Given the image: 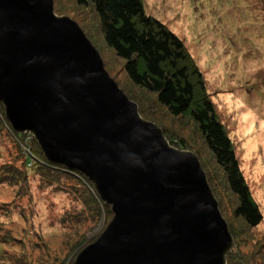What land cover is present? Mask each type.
<instances>
[{
  "label": "water",
  "instance_id": "water-1",
  "mask_svg": "<svg viewBox=\"0 0 264 264\" xmlns=\"http://www.w3.org/2000/svg\"><path fill=\"white\" fill-rule=\"evenodd\" d=\"M53 0H0V103L112 219L72 264H226L227 224L196 156L171 147Z\"/></svg>",
  "mask_w": 264,
  "mask_h": 264
},
{
  "label": "rangeland",
  "instance_id": "rangeland-1",
  "mask_svg": "<svg viewBox=\"0 0 264 264\" xmlns=\"http://www.w3.org/2000/svg\"><path fill=\"white\" fill-rule=\"evenodd\" d=\"M61 1L88 30L103 63L120 77L117 62L94 29L93 12H75L69 0ZM142 2L146 14L164 23L184 43L203 76L262 215L261 223L247 231L224 207L228 223L236 233L233 251L251 256L260 250L262 260L257 264H264V0ZM140 100L144 102L143 97ZM163 118L162 123L167 126L172 122ZM170 133L175 134V129L170 127ZM190 143L208 159L200 140L193 138ZM16 154L13 143L2 135L0 165ZM28 176V190L21 191L23 198L18 199L17 187L0 185V209L11 207L6 216L0 210V264H72L81 249L102 234L112 215L101 213L94 222L82 214L83 218L75 221L72 214L81 208L79 190L73 193L74 188H40L38 179L32 173Z\"/></svg>",
  "mask_w": 264,
  "mask_h": 264
},
{
  "label": "trees",
  "instance_id": "trees-1",
  "mask_svg": "<svg viewBox=\"0 0 264 264\" xmlns=\"http://www.w3.org/2000/svg\"><path fill=\"white\" fill-rule=\"evenodd\" d=\"M60 1L53 0L55 14L74 20L94 45L88 30L79 19L70 15ZM69 1L75 12H93L94 29L117 62L120 77L114 75L105 62L104 69L127 98L137 105L140 117L157 125L171 147L192 152L198 159L232 238L226 264H257L258 260H262L260 250L251 256L233 251L236 233L228 223L224 207L247 231L254 230L261 223L262 215L242 174L233 143L217 116L203 76L184 43L164 23L146 14L142 0ZM163 117L174 124L169 122L168 126L165 125ZM170 127L177 134H171ZM2 135L13 143L17 154L11 161L0 165V185L17 187L18 199L23 198V191L27 192L28 174L32 173L38 179L40 188L63 191L74 188L73 193L79 190L77 198L81 208L72 214L75 221L83 218L82 214L94 222L99 220L101 213L111 217L110 206L98 198L93 185L84 175L50 163L31 134L13 131L0 103V138ZM193 138L200 140L208 159L190 143ZM10 208L0 209L1 214L6 216L7 212H11Z\"/></svg>",
  "mask_w": 264,
  "mask_h": 264
}]
</instances>
